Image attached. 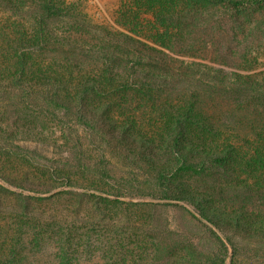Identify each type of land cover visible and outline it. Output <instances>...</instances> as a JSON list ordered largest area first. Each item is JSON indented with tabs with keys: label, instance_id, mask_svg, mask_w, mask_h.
Instances as JSON below:
<instances>
[{
	"label": "rangeland",
	"instance_id": "1",
	"mask_svg": "<svg viewBox=\"0 0 264 264\" xmlns=\"http://www.w3.org/2000/svg\"><path fill=\"white\" fill-rule=\"evenodd\" d=\"M37 1L0 0V264H264V4Z\"/></svg>",
	"mask_w": 264,
	"mask_h": 264
},
{
	"label": "trees",
	"instance_id": "2",
	"mask_svg": "<svg viewBox=\"0 0 264 264\" xmlns=\"http://www.w3.org/2000/svg\"><path fill=\"white\" fill-rule=\"evenodd\" d=\"M4 2H8L9 0H3ZM213 2H215V4H218L219 6H222L224 8L230 9L234 12H241L244 9H247L249 7H255L258 5H262L264 4V0H254L253 2H246L243 0H213ZM34 4L36 5V8L38 9V12L40 14H42L43 17H47V18H64L67 17V12L66 10H64L61 6H59L58 4L54 3L51 0H39L37 2H34ZM191 15V14H189ZM193 15L195 16H199L200 13L197 11L193 12ZM194 19V18H193ZM191 19V21H195ZM190 21V20H189ZM156 45L161 46V47H169L167 43L165 42H154ZM130 47H128L129 52L126 53V57H132L135 55H139L142 57V52H139L135 46L137 45H142L144 47H146L147 49H151L153 51L162 53L161 51H158L156 48L153 47H149L146 44H144L143 42H130ZM140 62V61H139ZM138 79V80H137ZM147 82L143 81L142 78H133L132 80H130V83L132 86H137L139 88L144 87L145 84ZM42 101V110L50 115L53 118L59 119V116L56 114V112H67V113H71L72 109L70 107V104L68 102H65L58 94H54V95H49V96H44L41 98ZM46 108H45V106ZM75 118L77 120V122L79 124H82L84 126H88V127H94L92 125L91 122H89L85 116V112L82 110V108H78V111H76L74 113ZM203 128V127H202ZM186 131H187V127L184 125H181L178 129L177 132V137H176V146H181L182 145V139L186 136ZM8 153H11L13 155L19 156L21 158H26L27 156L25 154H22L21 152H23V150L21 148H18L17 151L14 150H7ZM198 152V150H197ZM209 157H212L211 160L212 162H224L226 161V158L224 156L219 157L215 154L210 155ZM104 176H107L108 174H104ZM168 182L174 184V179L170 178V180H167ZM177 197V196H174ZM177 201H180V198H175ZM201 217H203L205 220H207L209 223L216 225V222L213 219H209L205 214H201ZM74 224H79L82 223L81 221H74ZM177 264L180 263L179 261L176 262Z\"/></svg>",
	"mask_w": 264,
	"mask_h": 264
}]
</instances>
